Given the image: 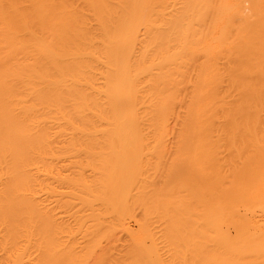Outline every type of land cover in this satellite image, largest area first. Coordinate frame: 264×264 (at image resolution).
<instances>
[{
    "label": "bare ground",
    "instance_id": "6f19581e",
    "mask_svg": "<svg viewBox=\"0 0 264 264\" xmlns=\"http://www.w3.org/2000/svg\"><path fill=\"white\" fill-rule=\"evenodd\" d=\"M0 264H264V0H0Z\"/></svg>",
    "mask_w": 264,
    "mask_h": 264
}]
</instances>
